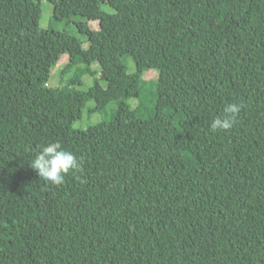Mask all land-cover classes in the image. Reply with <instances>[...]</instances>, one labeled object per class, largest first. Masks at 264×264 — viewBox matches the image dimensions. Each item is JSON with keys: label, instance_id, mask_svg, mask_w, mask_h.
I'll return each mask as SVG.
<instances>
[{"label": "trees", "instance_id": "obj_1", "mask_svg": "<svg viewBox=\"0 0 264 264\" xmlns=\"http://www.w3.org/2000/svg\"><path fill=\"white\" fill-rule=\"evenodd\" d=\"M51 2L64 30L0 0V264H264V0ZM90 101L117 108L74 129ZM55 134L83 162L61 185L30 166Z\"/></svg>", "mask_w": 264, "mask_h": 264}, {"label": "rangeland", "instance_id": "obj_2", "mask_svg": "<svg viewBox=\"0 0 264 264\" xmlns=\"http://www.w3.org/2000/svg\"><path fill=\"white\" fill-rule=\"evenodd\" d=\"M103 10L109 14H114L115 11L109 7L108 5H103ZM53 14H54V6L51 2V0H41V15L40 19L38 21V27L40 30H46L50 26L54 27L58 30H64L66 26L64 23H53ZM91 29H97L98 24L97 22H90L89 23ZM70 30L72 33L75 34V36L84 43L82 45H79V47H75L76 51L81 52L83 55L88 54V44L86 42V38L80 34L77 33L76 29L71 27ZM76 32V33H75ZM67 61V55H62L60 57V60L58 62L57 67L52 71L51 79L49 82L50 87H57L59 85V71L62 69L63 64ZM92 69L97 71V76L100 77V68L98 65L94 64L92 65ZM128 73L133 74L136 71L134 62L129 59L128 60V67H127ZM72 75V73L67 74V77L69 78ZM159 78V73L157 70H148L144 73L143 79L147 82H154L151 83L150 88H154L153 85H157ZM83 84L81 87H78L77 89L82 91H87L92 85L93 80L89 76L83 77ZM105 86V84H103ZM129 106L134 109L137 106V100L131 99L128 101ZM117 108V105L115 102L110 103L107 107H99L95 104L94 101H90L84 111L82 118L74 123V129L76 130H87L89 127L97 125L98 123H101L103 121H107L113 116V113L115 112ZM69 140V135L65 134H55L53 136L52 142H59V143H66Z\"/></svg>", "mask_w": 264, "mask_h": 264}, {"label": "clouds", "instance_id": "obj_3", "mask_svg": "<svg viewBox=\"0 0 264 264\" xmlns=\"http://www.w3.org/2000/svg\"><path fill=\"white\" fill-rule=\"evenodd\" d=\"M242 110L239 103H228L223 115L211 121L212 131H226L233 127ZM82 159H78L71 151L62 148L59 142H48L35 155L31 167L47 184L61 185L65 175L82 171Z\"/></svg>", "mask_w": 264, "mask_h": 264}]
</instances>
